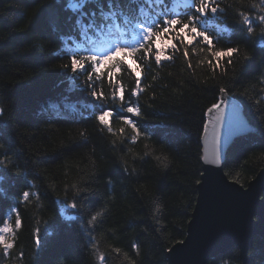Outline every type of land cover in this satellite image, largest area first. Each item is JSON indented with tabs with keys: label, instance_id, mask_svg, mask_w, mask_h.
<instances>
[{
	"label": "trees",
	"instance_id": "1",
	"mask_svg": "<svg viewBox=\"0 0 264 264\" xmlns=\"http://www.w3.org/2000/svg\"><path fill=\"white\" fill-rule=\"evenodd\" d=\"M77 2L0 0V101H3L0 106L7 108L4 120L10 122L12 131L7 144L19 153L17 163L38 164L45 177L61 189L64 184L78 183L81 177L90 179L89 186L94 192L85 209L107 208L102 223L92 233L98 241L99 252L108 257L105 264H132L133 260L136 264H167L165 248L184 239L192 212L189 209L190 214H186L185 207L189 201L194 206L196 200L193 181L199 178L194 173L200 167L202 110L214 102L212 85L230 86L231 81L222 77L219 71L213 73L207 63H199L212 58L203 50V45H197L196 49H190L192 69H188L185 58L177 52L174 62H163L161 66L152 63L147 81L141 84L145 89L142 101L153 105L144 112L147 119L139 121L141 128L150 133V139L121 144L118 137H111L106 132L101 135L91 122L78 120L75 116L51 122L52 129L46 131L49 122L46 117L37 116V112L49 101H62L66 94L68 83L61 65L68 63V57L63 54L67 40L62 43L61 36L73 33V22L81 13L74 12L69 5ZM102 2L107 10V0ZM193 2L169 0L162 9H153L147 0H138L131 5L123 0V7L125 12H131L136 20H140L149 18L139 14L141 7L145 13L153 15L186 16L192 14ZM218 2L221 8L231 7L226 11L222 9L215 16L208 15L209 30L231 24L235 34L219 31L210 34L220 37L218 49L240 46V54L233 57L236 72L230 69L228 76L236 77L234 83L238 89L247 88L259 98L253 86L264 87L257 83V78L264 74V49L254 48L250 40H245L243 28H236L232 21L239 19L236 10L247 13L253 4L256 5L250 13L253 18L264 14L261 11L264 0ZM97 7V4L89 3L84 12ZM200 22L203 26L204 20ZM117 23L123 30V23ZM53 25L58 31H53ZM256 30L259 31V27ZM132 34L128 30L124 38L130 40ZM111 35H118L114 26L111 31L106 28L98 32L92 39L100 44L111 40ZM37 37L44 38L48 45L43 52L32 47ZM73 46L68 44V47ZM58 52L60 55H56ZM246 54L252 56L247 63L243 59ZM115 79L121 80L126 92L135 87L133 74L126 70L122 69V75L114 76ZM103 86L107 91L106 79ZM70 98L78 100L83 95L74 93ZM248 115L258 127L256 113L249 109ZM120 126L119 121L114 124V128ZM125 127L126 135H130V128ZM85 128L86 140L80 137ZM112 139L117 140L115 146L111 144ZM122 157L128 161L127 171L118 163ZM263 166L264 133L236 138L226 151L224 172L239 173L244 185ZM92 173L96 175L91 176ZM22 184L23 181H17L18 188ZM53 200L54 195H50L22 206L20 229L15 228V216L8 215L7 202H4L0 227L5 223L13 227L16 244L9 256H5L0 247V264H61L63 259H73L75 264H100L97 250L91 248L87 237L77 231L75 224L68 226L58 213L63 205ZM36 227L41 229L44 240L39 249L32 236ZM134 243L139 245L138 254L132 247ZM115 248H120L121 252L116 253ZM21 251L25 253L23 258L19 255ZM228 252L233 253V264H241L236 246L217 256ZM248 256H251V264H264V237H255Z\"/></svg>",
	"mask_w": 264,
	"mask_h": 264
},
{
	"label": "snow or ice",
	"instance_id": "2",
	"mask_svg": "<svg viewBox=\"0 0 264 264\" xmlns=\"http://www.w3.org/2000/svg\"><path fill=\"white\" fill-rule=\"evenodd\" d=\"M147 2L150 8L162 9L169 3V0H147ZM89 3L97 4L98 7L86 13L84 9ZM136 3L138 0H127L128 5ZM69 6L74 12L79 11L81 14L73 22V33L70 36H61L62 43L67 40V43H64L63 54L68 57V63L61 65V68L64 71L68 88L62 101H49L38 110L37 116H44L49 122L46 131L52 129L51 122L75 116L78 120L91 122L101 135L106 132L111 137H118L121 144L126 141L134 144L150 139V133L141 128L139 121L147 119L144 112L153 105L142 101L141 97L145 89L141 87V84L147 81L152 70V63L161 66L163 62H174L177 52L185 58L188 69H192L193 65L189 59L190 49H196L197 45H203V50L212 58L200 60L199 63L201 65L207 63L213 73L219 71L222 77L231 81L230 86L213 84L212 89L215 95L212 100L214 102L202 110L203 134L199 139L205 145L204 155L198 157L200 167L196 169L194 175L199 178L193 181L199 197L196 198L195 207L192 201H189L185 207L186 214H190L189 209L195 213L201 195L198 186L204 183V177L209 171L224 169L225 148L236 138L254 135L258 132L264 133V87L257 89L253 86L259 98L249 93L247 88L238 89L234 83L236 77H229L228 73L230 69L233 73L236 72L233 57L240 54V46L218 49L220 37L210 34L212 31L235 34L231 24L209 30L207 21L210 13L215 16L222 9L226 11L231 5L221 8L218 0H194L190 8L192 14L186 16L153 15L145 13L141 7L138 9L139 14L149 18L140 20H136L131 12L124 11L123 0H107V10L102 0H78L77 3ZM241 6H244L243 2ZM255 8L256 5L253 4L247 13L236 10L235 15L239 19L233 20L232 24H235L238 29L243 28L245 40H250L254 48L264 49V14L253 18L250 13ZM201 20H204L203 26H201ZM117 21L123 23V30ZM113 26L118 33L114 39L100 44L92 39L94 35L103 32L106 28L111 31ZM257 27L259 31L256 30ZM128 30L133 33L130 40L124 38ZM53 31H58L55 25H53ZM68 44L74 46L68 47ZM32 47L43 52L48 45L45 44L44 38L37 37ZM251 57V54H246L243 59L247 63ZM122 69L133 74L135 78V87L129 88L127 92L121 80H114V76L122 75ZM105 79L107 80V91L103 86ZM152 79L155 80V77L153 76ZM215 79L213 75L212 80L215 81ZM204 83L207 84L208 81ZM257 83L264 85V74L257 78ZM74 93H81L83 98L72 100L70 97ZM2 103L3 101H0V105ZM249 109L256 113L258 127L254 126L249 118ZM6 113L7 108L0 106V141H4L0 143V212L3 211L4 202H7V213L9 216H15V228L20 229L23 225L21 207L33 199L41 201L54 195L53 202L63 205L58 209L59 215L63 217L68 226L76 225L77 231L87 237L91 248L97 250L100 264H105L108 257L105 253L99 252L98 241L92 233L102 223L107 208L104 206L97 209H85L89 196L94 192V189L89 186L90 179L81 177L78 183L64 184L61 189L45 177L38 164L25 166L17 163L19 153L7 144V141L11 139L12 131L10 122L4 120ZM229 113L232 116L231 123L228 119ZM117 121L121 126L114 128ZM125 126L130 128V135H126ZM87 136L85 128L80 132V137L86 140ZM209 137H211L212 144L210 151L208 149ZM116 143V139L111 140L113 146ZM118 163L124 167L125 171L128 170L126 159L122 157ZM95 175V173L91 174V176ZM223 178L228 183L230 181L231 184L245 191L248 190L239 179V173L233 175L229 170L223 173ZM256 179L255 176L252 177V180ZM17 181H23L19 188ZM108 183L111 184L112 181L109 180ZM260 199L264 200V195H261ZM2 220L3 216L0 215V221ZM48 235L52 234L48 233ZM15 236L16 232L10 224L5 223L3 227H0V247L5 256H9L14 249ZM32 236L36 248L39 249L44 243L41 229L36 227ZM184 242L183 239L176 240L173 247L176 244H184ZM132 247L138 254L139 245L134 243ZM173 247H166L165 251L171 253ZM114 251L120 253L121 249L115 248ZM19 255L23 258L25 253L21 251ZM61 264H75V261L63 259ZM132 264H136V261L133 260ZM205 264H233V253L228 252L222 256L209 255Z\"/></svg>",
	"mask_w": 264,
	"mask_h": 264
},
{
	"label": "water",
	"instance_id": "3",
	"mask_svg": "<svg viewBox=\"0 0 264 264\" xmlns=\"http://www.w3.org/2000/svg\"><path fill=\"white\" fill-rule=\"evenodd\" d=\"M228 119L231 123V113ZM229 146L224 150L225 156ZM204 147L201 141V156ZM211 148L209 137V151ZM223 173L224 169L209 171L198 186L201 195L196 212H191L187 222L185 242L171 246L167 264H205L209 255L226 252L233 246L239 249L241 264H251L248 252L254 239L264 237V200L260 199L264 195V166L256 173L257 179L245 185L247 191L226 182Z\"/></svg>",
	"mask_w": 264,
	"mask_h": 264
}]
</instances>
